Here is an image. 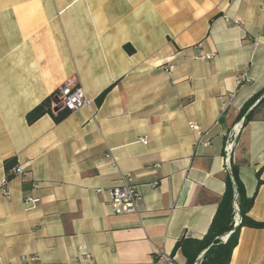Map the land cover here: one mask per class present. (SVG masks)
Masks as SVG:
<instances>
[{
	"label": "crops",
	"instance_id": "0c3cea01",
	"mask_svg": "<svg viewBox=\"0 0 264 264\" xmlns=\"http://www.w3.org/2000/svg\"><path fill=\"white\" fill-rule=\"evenodd\" d=\"M68 80L91 111L27 124ZM231 140L248 216L264 223V0H0V182L6 160L24 170L0 191V264H73L78 249L98 264H185L173 249L207 233ZM123 173L139 210L114 215ZM25 196L39 199L28 211ZM229 264H264V229L241 228Z\"/></svg>",
	"mask_w": 264,
	"mask_h": 264
},
{
	"label": "trees",
	"instance_id": "16d2710c",
	"mask_svg": "<svg viewBox=\"0 0 264 264\" xmlns=\"http://www.w3.org/2000/svg\"><path fill=\"white\" fill-rule=\"evenodd\" d=\"M125 49L128 53L133 52V49L128 46H125ZM108 90L109 88L99 95L97 102L100 103L103 100ZM57 99L58 94H52L29 111L25 117L27 124H33L46 114L52 116L55 122H60L68 116L70 112L66 110L59 111V109L54 106ZM255 100L256 97L252 98L241 113L244 114ZM17 165L16 158H11L4 162L3 167L7 180L15 176L12 170ZM260 183L259 181L257 186H259ZM235 194H237L236 199ZM234 202H236L238 206L240 215V222L236 228H233L235 215L233 207ZM253 203L254 196L250 198L246 196L243 184L238 177V169L231 165V174H228L226 177L224 193L218 203V207L207 233L200 240L182 238L175 244L173 253L180 250L186 258L185 264H194L199 254L203 251H205V253L202 259L197 261L196 264H229L232 251L238 243L241 228L264 229L263 222H257L248 216ZM230 232L231 234L228 239L223 243L220 237Z\"/></svg>",
	"mask_w": 264,
	"mask_h": 264
},
{
	"label": "built area",
	"instance_id": "2783aa9c",
	"mask_svg": "<svg viewBox=\"0 0 264 264\" xmlns=\"http://www.w3.org/2000/svg\"><path fill=\"white\" fill-rule=\"evenodd\" d=\"M206 58H210L207 56ZM173 68L172 65H169L168 69L171 70ZM249 82V79L242 74L238 77L237 83L242 84ZM94 105V99L88 97L83 89L76 84L73 80L66 81L59 89L57 102L54 104L59 110H66L70 113H73L79 109H88L91 111ZM189 129L192 131L199 132V129L193 123H189ZM143 144H146L147 141L145 139L141 140ZM203 146H207L209 143L204 141L201 143ZM233 148V141H228L224 148V157H225V170L228 174H231V166H230V155ZM107 158H110V155H106ZM115 165L114 161L112 160ZM12 173L16 176L24 175V170L19 165L13 168ZM8 180L5 177L1 179L0 182V191L4 196H8L10 194L9 189L7 188ZM33 189H37V184L32 185ZM141 200V194L138 190L137 185L135 184L133 177L130 173L120 174L116 184L110 188L109 190V199L107 201L108 206L110 207L112 213L114 215H128L138 212L139 210V202ZM39 199L33 196H25L23 198V207L25 210H31L35 207ZM234 207V222L233 228H236L237 224L240 222L239 210L236 202L233 204ZM230 233H227L220 237V240L225 243L228 239ZM78 255L73 264H98L95 259L82 251V249H78ZM37 259L35 257H22V264H34ZM172 263V259L169 255L165 253L158 252L153 261L149 264H170ZM8 264H12L11 261H8Z\"/></svg>",
	"mask_w": 264,
	"mask_h": 264
},
{
	"label": "water",
	"instance_id": "95a60500",
	"mask_svg": "<svg viewBox=\"0 0 264 264\" xmlns=\"http://www.w3.org/2000/svg\"><path fill=\"white\" fill-rule=\"evenodd\" d=\"M236 197H237V194H235V199H236ZM238 225H239V224H237V226H238ZM237 226H236V227H237ZM200 259H201V258H200ZM200 259H199V260H200ZM199 260H198V261H199Z\"/></svg>",
	"mask_w": 264,
	"mask_h": 264
}]
</instances>
